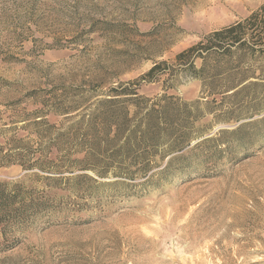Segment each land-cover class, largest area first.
I'll return each mask as SVG.
<instances>
[{
	"label": "rangeland",
	"instance_id": "rangeland-1",
	"mask_svg": "<svg viewBox=\"0 0 264 264\" xmlns=\"http://www.w3.org/2000/svg\"><path fill=\"white\" fill-rule=\"evenodd\" d=\"M263 3L0 0V180L56 198L0 232V264H264V124L230 133L264 118V54L233 47L211 58L207 79L174 61ZM162 60L171 68L139 93L195 103L205 133L192 146L219 139L193 150L186 172L136 187L124 155L93 150L69 126ZM81 174L98 181L46 180Z\"/></svg>",
	"mask_w": 264,
	"mask_h": 264
},
{
	"label": "trees",
	"instance_id": "trees-1",
	"mask_svg": "<svg viewBox=\"0 0 264 264\" xmlns=\"http://www.w3.org/2000/svg\"><path fill=\"white\" fill-rule=\"evenodd\" d=\"M233 47L264 54V3L247 18L216 29L182 49L174 61L190 76L205 79L211 58L218 54L230 56ZM198 60H201L199 68ZM168 67L171 68L167 60L154 62L148 71L133 81L112 87L110 98L99 100L88 118L82 116L69 126L74 136L81 134L93 150L96 145L104 144L107 149L124 155V160L128 159L135 170L128 167L126 172H122V177L132 181L142 178L133 184L136 187L170 181L177 174L186 172L189 154L202 147L203 143L219 139L214 136L203 138L192 146L193 140L205 133L196 126L199 111L194 108L195 103L169 93L154 98L139 93L143 81H156L155 75L166 72ZM260 124H264V118L245 123L231 132L221 130L220 133L234 134ZM105 176L98 175L99 178ZM85 178L98 181L88 174L71 178L55 175L46 177V180L55 187L71 179ZM55 199L50 191L36 195L21 182L0 180L1 234L7 237L16 227L35 220L39 213L53 211ZM10 246H13L11 241L6 247Z\"/></svg>",
	"mask_w": 264,
	"mask_h": 264
}]
</instances>
